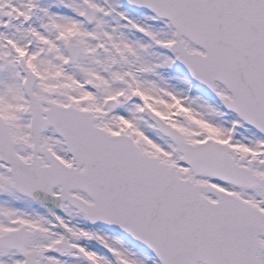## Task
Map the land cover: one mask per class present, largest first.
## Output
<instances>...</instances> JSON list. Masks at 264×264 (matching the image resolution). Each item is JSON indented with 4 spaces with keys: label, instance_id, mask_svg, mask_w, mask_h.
I'll return each instance as SVG.
<instances>
[{
    "label": "snow or ice",
    "instance_id": "6c2138e0",
    "mask_svg": "<svg viewBox=\"0 0 264 264\" xmlns=\"http://www.w3.org/2000/svg\"><path fill=\"white\" fill-rule=\"evenodd\" d=\"M0 264H264V0H0Z\"/></svg>",
    "mask_w": 264,
    "mask_h": 264
}]
</instances>
